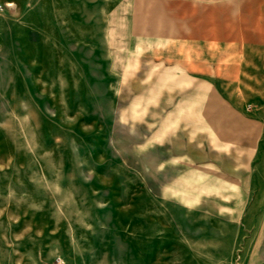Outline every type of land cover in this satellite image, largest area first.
<instances>
[{"label":"rangeland","instance_id":"374dc122","mask_svg":"<svg viewBox=\"0 0 264 264\" xmlns=\"http://www.w3.org/2000/svg\"><path fill=\"white\" fill-rule=\"evenodd\" d=\"M0 2V264H252L264 0Z\"/></svg>","mask_w":264,"mask_h":264},{"label":"crops","instance_id":"0c3cea01","mask_svg":"<svg viewBox=\"0 0 264 264\" xmlns=\"http://www.w3.org/2000/svg\"><path fill=\"white\" fill-rule=\"evenodd\" d=\"M202 46L206 49L210 48L209 41H204ZM202 62V63H201ZM197 62V66L202 67L199 68L202 71L201 75H198L194 80L196 82H202L203 84H208L211 81V70H210V62L207 58L202 59V61ZM192 67L195 66V62H192ZM176 77L178 74H175ZM261 193H264V189L260 190ZM259 213L261 216L258 219V223L254 226V230L248 235L247 239H245V243L241 246V256L250 255L252 258V264H264V203H261Z\"/></svg>","mask_w":264,"mask_h":264},{"label":"built area","instance_id":"2783aa9c","mask_svg":"<svg viewBox=\"0 0 264 264\" xmlns=\"http://www.w3.org/2000/svg\"><path fill=\"white\" fill-rule=\"evenodd\" d=\"M3 7H4V4H2V3L0 2V10H2Z\"/></svg>","mask_w":264,"mask_h":264}]
</instances>
